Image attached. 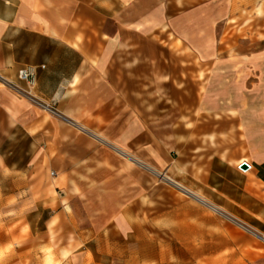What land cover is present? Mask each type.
Returning <instances> with one entry per match:
<instances>
[{"label":"crops","instance_id":"obj_1","mask_svg":"<svg viewBox=\"0 0 264 264\" xmlns=\"http://www.w3.org/2000/svg\"><path fill=\"white\" fill-rule=\"evenodd\" d=\"M237 1L0 0V264H84L172 191L178 242L264 249V46L224 42Z\"/></svg>","mask_w":264,"mask_h":264},{"label":"rangeland","instance_id":"obj_2","mask_svg":"<svg viewBox=\"0 0 264 264\" xmlns=\"http://www.w3.org/2000/svg\"><path fill=\"white\" fill-rule=\"evenodd\" d=\"M237 5L240 12L232 17L224 42H239L250 50L264 46V0L252 6L237 1ZM175 195L172 191L153 198L151 211L142 213L146 225L135 234V241L92 244L94 258L84 264H264V249L239 246L219 252L213 250L215 244L178 242L175 211H170ZM73 264L83 262L76 259Z\"/></svg>","mask_w":264,"mask_h":264},{"label":"built area","instance_id":"obj_3","mask_svg":"<svg viewBox=\"0 0 264 264\" xmlns=\"http://www.w3.org/2000/svg\"><path fill=\"white\" fill-rule=\"evenodd\" d=\"M18 79L25 84L27 93H29L35 86L36 75L32 68H26L19 71Z\"/></svg>","mask_w":264,"mask_h":264},{"label":"water","instance_id":"obj_4","mask_svg":"<svg viewBox=\"0 0 264 264\" xmlns=\"http://www.w3.org/2000/svg\"><path fill=\"white\" fill-rule=\"evenodd\" d=\"M240 169L241 170H246V169H248V166L243 163V164L240 165Z\"/></svg>","mask_w":264,"mask_h":264}]
</instances>
